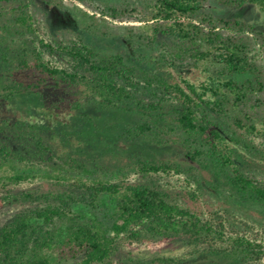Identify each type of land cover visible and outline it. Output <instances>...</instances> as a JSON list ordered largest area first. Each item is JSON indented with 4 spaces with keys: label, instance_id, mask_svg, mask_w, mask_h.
Returning a JSON list of instances; mask_svg holds the SVG:
<instances>
[{
    "label": "trees",
    "instance_id": "obj_1",
    "mask_svg": "<svg viewBox=\"0 0 264 264\" xmlns=\"http://www.w3.org/2000/svg\"><path fill=\"white\" fill-rule=\"evenodd\" d=\"M40 1L50 11L65 9L61 0ZM209 1L148 0L149 50L162 46L167 52L159 60L147 56L157 67L149 70L129 63L121 52H102L80 38L71 43L41 39L36 0H0V171L15 172L8 175L10 184L23 178L19 164L41 159L40 165L47 156H56L49 144L55 136L62 143L100 147L118 131L126 146L154 144L176 152L178 159H139L136 169L148 176H188L196 184L194 202L205 183L212 193L225 194L236 204L264 210V181L248 166L257 152L252 137H264V128L234 114L253 92L264 90L252 43L243 37L256 32L264 48V0H213L228 8L257 6L263 17L258 31L246 21L204 14ZM127 43L135 44L130 37ZM138 57L146 59L143 53ZM186 66L201 75L195 80L176 78L168 71ZM263 104L258 101L257 107ZM112 115L115 126L111 121L102 126ZM23 127L34 142L33 151L25 155L16 148L25 136ZM89 155L83 162L67 154L59 158L66 178L91 179L110 168L108 160ZM93 180L73 184L81 193L17 195L8 190L0 207L36 205L0 228V264H55L50 252L60 246L64 257L77 259L76 264H114L121 240L178 238H185L196 256L215 259L213 264L264 259V240L237 230L227 209L206 217L197 207L148 184ZM108 202L114 216L110 226L95 213ZM161 262L180 264L174 259Z\"/></svg>",
    "mask_w": 264,
    "mask_h": 264
},
{
    "label": "rangeland",
    "instance_id": "obj_2",
    "mask_svg": "<svg viewBox=\"0 0 264 264\" xmlns=\"http://www.w3.org/2000/svg\"><path fill=\"white\" fill-rule=\"evenodd\" d=\"M61 1L65 6L64 10L55 9L50 11L40 0H36L34 4L35 25L38 36L41 39L52 43H71L80 38L102 52H121L126 55L129 63L131 62L140 68L149 70L151 68L154 69L156 65L150 64L147 56L156 57L158 60L161 59V54L162 56H167V52L162 46H158L154 51L149 50V42L146 39H150L151 23L145 21L150 15L148 0ZM113 10L117 13L113 14ZM125 11L127 12L126 14ZM202 12L214 17L249 22L255 25L257 28L256 31L261 28V22H263L262 13L254 5H246L242 8H228L210 0ZM129 37L134 40L135 44L133 46L127 43V38ZM243 37L252 43L251 56L257 62L264 80L263 45L256 32L243 34ZM160 41L162 42V39L158 40L156 45ZM140 53L146 55V59L145 57H138ZM141 59L144 61H141ZM168 71L173 72L176 78H179V75H183L195 80L201 75L200 70L193 69L190 66L175 71L170 68ZM258 101L264 102V90L261 92H253L249 101L241 105L234 114L246 123H250L249 119H252L258 127L264 128V104L263 107L259 108L257 107ZM115 120V115L109 116V118L101 121V125L104 126L106 121H111L114 125ZM119 122L123 123L124 119L119 120ZM230 122L232 120H229ZM74 126H78V124L76 123ZM23 129L25 136L17 142L16 148L20 152H24L23 155H25L33 151L34 142L31 139L32 135L29 134L30 132H26L25 127ZM109 130L110 128L108 132ZM238 130L240 133H244L243 130ZM58 132L60 133V130ZM116 132L117 135H111V138L106 139V144L102 143L100 147L92 145L83 148V144L81 145L78 142L68 144L66 140H64L66 142L62 143V139L55 136L57 137L55 141L49 144L55 149L56 156H47V161L41 162L42 165L38 164L41 159L33 163L26 161L19 164L18 170L20 174H23L22 180L10 184L7 180L8 175L14 174L15 172L12 170L0 171V198L6 196L8 190H12L17 195H23L29 192L40 194L49 191L58 192L65 190H73L74 192L81 193L79 189L73 187V184L75 185L81 180L83 181V179L88 182H92L94 178H97L111 180L113 182L142 183L168 192L173 198L181 200L189 207H197V210L206 217L222 209H227L232 216L229 219L233 225L235 224L234 227L237 230L246 232L251 237L254 236L264 240L263 209L236 204L234 200L227 198L225 194L219 195L212 193L208 186L206 187L205 183H203L205 186L203 194L201 196L199 195V200L194 202L192 194L196 192V184L190 182L188 176L176 175L174 173L170 176L166 174H151L148 176L136 169L135 163L139 159L156 161L178 159L176 152L161 150L154 144H148L146 146H126L127 143L125 140L119 139V133L118 131ZM70 133H74V131L72 130ZM53 134L49 133V137ZM252 138L255 141L257 152L255 159L249 160L248 162L249 170L264 181V137L258 136ZM66 154L72 157H78L82 162L85 157H91L89 155L91 154L92 158L98 156L106 161L108 160V164L111 166L104 172L100 171L97 177L91 179L80 176L66 178L64 171H62V163L58 160L66 156ZM209 177L207 176L206 178ZM35 205L32 202L4 204L0 207V228L11 222L16 214L26 209L34 208ZM112 207L111 202H108L102 204L95 211L98 218L108 226L114 220ZM120 243L119 251L114 256V264H163L161 262L163 259H174L180 264H213L216 261L207 255L196 256L185 238L142 243L121 240ZM63 250L65 249L60 246L50 252L51 259L55 264H76L78 262L77 259L64 257L65 251ZM255 264H264V259Z\"/></svg>",
    "mask_w": 264,
    "mask_h": 264
}]
</instances>
